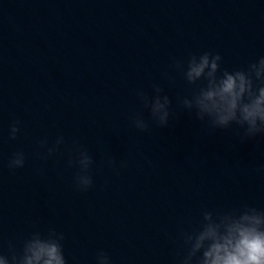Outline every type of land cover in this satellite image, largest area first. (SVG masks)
<instances>
[{
  "label": "water",
  "instance_id": "1",
  "mask_svg": "<svg viewBox=\"0 0 264 264\" xmlns=\"http://www.w3.org/2000/svg\"><path fill=\"white\" fill-rule=\"evenodd\" d=\"M204 52L229 71L264 56V0H0V255L39 234L67 264H182L205 213L264 211V133L196 116L206 81L186 71ZM158 94L166 126L145 106Z\"/></svg>",
  "mask_w": 264,
  "mask_h": 264
},
{
  "label": "clouds",
  "instance_id": "2",
  "mask_svg": "<svg viewBox=\"0 0 264 264\" xmlns=\"http://www.w3.org/2000/svg\"><path fill=\"white\" fill-rule=\"evenodd\" d=\"M223 57L219 53L204 52L193 55L186 71V79L195 83L206 81L195 97L196 116L201 121L210 118L213 127L226 129L234 122L245 129V135L256 136L264 133V56L252 63L247 70H221ZM156 92L162 89L156 87ZM143 98V92H138ZM167 95H156L146 103L152 117L161 126H166L171 115ZM188 108L193 101L185 99ZM135 126L146 130L148 125L143 118H134ZM246 125V127H244ZM20 132L18 122L10 128V137L16 138ZM58 137L56 146L63 144ZM41 147L47 145V139L41 140ZM57 147L48 148L51 155ZM80 172L76 176L77 187L86 190L93 184L88 170L93 164L87 151L80 152ZM25 165L22 151L13 154L10 168ZM55 235V233H54ZM63 239V235H60ZM187 253L182 264H264V211L245 206L242 209L217 214L205 213L200 227L185 234ZM98 264H111L110 257L100 252ZM0 264H67L60 240L34 235L25 242L22 255L12 256L11 260L0 255Z\"/></svg>",
  "mask_w": 264,
  "mask_h": 264
}]
</instances>
